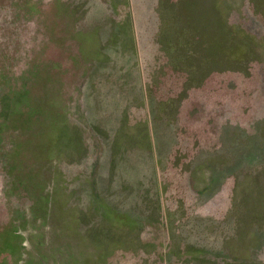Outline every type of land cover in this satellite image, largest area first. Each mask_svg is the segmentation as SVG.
Returning <instances> with one entry per match:
<instances>
[{"label":"rangeland","instance_id":"1","mask_svg":"<svg viewBox=\"0 0 264 264\" xmlns=\"http://www.w3.org/2000/svg\"><path fill=\"white\" fill-rule=\"evenodd\" d=\"M0 264H264V0H0Z\"/></svg>","mask_w":264,"mask_h":264}]
</instances>
